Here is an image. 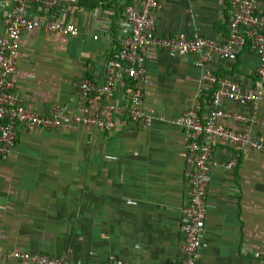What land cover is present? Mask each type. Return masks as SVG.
<instances>
[{
	"label": "crops",
	"instance_id": "crops-1",
	"mask_svg": "<svg viewBox=\"0 0 264 264\" xmlns=\"http://www.w3.org/2000/svg\"><path fill=\"white\" fill-rule=\"evenodd\" d=\"M20 2L0 0V38ZM160 2L154 13L159 37L198 32L220 42L228 38L231 0ZM135 3L78 0L70 17L80 28L77 37L25 32L13 78L16 98L30 112L47 115L54 107H68L73 117L79 83H106L109 60L130 36L123 8ZM29 11L42 21L53 20L55 13L36 5ZM144 57L145 75L136 82L144 92L143 109L167 121L150 127L130 121L126 108L135 88L130 83L110 100L123 108L113 131L79 126L31 132L20 126L17 145L0 170V264H30L7 257L13 251L68 257L78 264L182 260L187 142L185 130L171 121L199 103L202 115L207 113L215 88L200 82L204 70L197 54L175 57L150 48ZM207 66L248 91L262 62L248 44L236 60L217 57ZM261 107L262 114L264 96ZM222 108L250 114L249 106L227 99ZM220 124L264 141L259 126L228 118ZM233 158L237 166L227 170ZM207 201L203 264H264V154L217 141Z\"/></svg>",
	"mask_w": 264,
	"mask_h": 264
},
{
	"label": "built area",
	"instance_id": "built-area-1",
	"mask_svg": "<svg viewBox=\"0 0 264 264\" xmlns=\"http://www.w3.org/2000/svg\"><path fill=\"white\" fill-rule=\"evenodd\" d=\"M77 3L78 0H21L15 12L7 19V34L0 38V170L4 160L17 145L20 126L31 132L79 126L104 131L117 129L116 115L122 113L123 108L110 100L120 90H127L130 83L135 84V88L130 89L126 108L130 121L146 127L156 121H167L164 116L156 112L147 113L143 109L144 92L136 86V82L145 75L144 51L156 48L166 50L175 57L197 54L201 58L198 65L204 70L200 82L215 88L211 108L202 115V104H196L171 122L185 130L187 142L184 181L189 201L179 221V229L185 241L183 258L178 264H203L201 250L209 213L207 197L215 143L221 141L264 154V141L256 139L249 132L220 124L221 119L228 118L247 126L264 128V110L261 114L264 96V0H231L229 35L223 42L206 38L198 32L191 36L179 34L169 38L159 37L154 13L161 8L160 0H137L135 4H128L123 8V15L130 28V36L122 42L117 56L109 60L106 83L97 86L89 79L79 83V101L73 117H70L68 107H54L47 115L30 112L14 94L13 78L22 36L25 32L37 30L65 37L79 36L80 28L70 18L71 7ZM34 5L54 11L53 20L42 21L30 13L29 9ZM248 44L260 57L262 66L258 69L253 88L243 91L239 83L214 74L207 64L217 57L236 60L238 52ZM224 99L249 106L250 114L225 111L222 108ZM94 104L100 105L101 111H93ZM237 163V159L233 158L227 170H233ZM7 257L30 264H78L68 257L19 251H13ZM112 264L132 263L115 259Z\"/></svg>",
	"mask_w": 264,
	"mask_h": 264
}]
</instances>
